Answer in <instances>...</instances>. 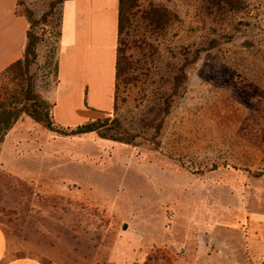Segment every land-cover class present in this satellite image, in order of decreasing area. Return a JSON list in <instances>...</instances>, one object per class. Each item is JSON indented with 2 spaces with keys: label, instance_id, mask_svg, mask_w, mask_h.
Returning <instances> with one entry per match:
<instances>
[{
  "label": "rangeland",
  "instance_id": "374dc122",
  "mask_svg": "<svg viewBox=\"0 0 264 264\" xmlns=\"http://www.w3.org/2000/svg\"><path fill=\"white\" fill-rule=\"evenodd\" d=\"M144 1L173 16L144 101L133 90L98 115L101 131L69 137L25 116L0 143L9 246L50 264H264V0ZM17 2L43 41L15 84L40 94L55 77L64 2ZM182 65L186 90L164 113ZM121 134L137 136L112 139Z\"/></svg>",
  "mask_w": 264,
  "mask_h": 264
},
{
  "label": "crops",
  "instance_id": "0c3cea01",
  "mask_svg": "<svg viewBox=\"0 0 264 264\" xmlns=\"http://www.w3.org/2000/svg\"><path fill=\"white\" fill-rule=\"evenodd\" d=\"M17 3L0 0V74L26 53L30 23L17 13ZM119 12V0L64 2L55 77L49 91L39 90L42 98L55 105L54 117L59 125L60 120L75 118L78 111L89 113L90 121L115 109ZM24 119L11 131L18 130ZM0 264L50 262L12 250L7 232L0 225Z\"/></svg>",
  "mask_w": 264,
  "mask_h": 264
},
{
  "label": "trees",
  "instance_id": "16d2710c",
  "mask_svg": "<svg viewBox=\"0 0 264 264\" xmlns=\"http://www.w3.org/2000/svg\"><path fill=\"white\" fill-rule=\"evenodd\" d=\"M65 1L63 0V2ZM119 2L115 110L120 108V102L124 103L133 90H137V95L142 93L143 98L139 99L144 101L148 96L150 89L148 87L158 84V77L161 75L158 64L161 57L159 40L166 35L173 21L172 13L163 6L147 3L144 0H119ZM27 19L30 29L24 58L0 74V143L4 142L8 133L24 116L42 125L50 132L64 137L101 131L102 126L99 119L90 120L75 127L59 125L54 117V104L36 93L31 84L27 85L26 90L25 84L20 89L15 84L29 71L32 65L36 64L38 46L43 41L39 33L36 32L39 27L38 22L30 15L27 16ZM59 36H61V32ZM184 70V65L178 67V73L174 77L175 82H173L174 90L171 94H165L164 109L161 110L164 113L169 111L174 99L182 97L186 90L182 87L185 79ZM11 84L12 88H10ZM160 88L164 90L165 87L161 85ZM158 105L161 106V103L158 102ZM157 130L159 132V129ZM103 133L105 138L109 137L106 132ZM136 136L130 137L121 134L113 136L112 139L122 143H132ZM215 169L218 167L215 166Z\"/></svg>",
  "mask_w": 264,
  "mask_h": 264
}]
</instances>
